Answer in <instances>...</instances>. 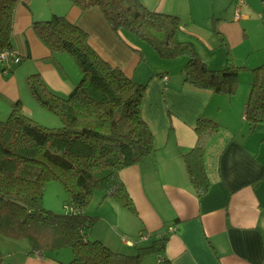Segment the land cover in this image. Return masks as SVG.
Here are the masks:
<instances>
[{"label": "crops", "instance_id": "0c3cea01", "mask_svg": "<svg viewBox=\"0 0 264 264\" xmlns=\"http://www.w3.org/2000/svg\"><path fill=\"white\" fill-rule=\"evenodd\" d=\"M141 1L179 16L183 21L179 39L193 42L210 68L226 64L214 24L225 37L232 59H239L236 54L241 49L244 59H257V66L264 63V53H259L264 47L262 0H245L239 16L233 0ZM193 2L203 5L194 8ZM54 14L66 15L85 30L91 46L110 64L137 82H147L142 115L158 148L154 162L133 165L120 173L136 212L96 192L85 210L98 216L88 237L117 252L136 254L145 241L129 245L125 238L136 240L143 232L150 236L164 233L167 242L150 264H159L158 255L165 259L160 264H264V123L251 128L246 121V87L228 97L186 85L182 64L171 66L138 41L133 45L140 51L131 47L111 28L99 7L82 10L70 0H21L15 11L12 43L22 61L8 74L0 64V118L8 116L16 100L22 101L24 111L33 118H52L29 91L27 77L32 73H39L52 90L63 95L80 80L74 58L66 52L53 56L33 29L35 20ZM141 47L151 59L144 53L146 60H141ZM199 117L223 125L207 145L210 186L200 197L191 187L182 157L196 143ZM171 226H175L173 231ZM30 251L31 247L10 252L7 264H62L73 256L70 251L63 259L59 252L55 257L39 258Z\"/></svg>", "mask_w": 264, "mask_h": 264}, {"label": "trees", "instance_id": "16d2710c", "mask_svg": "<svg viewBox=\"0 0 264 264\" xmlns=\"http://www.w3.org/2000/svg\"><path fill=\"white\" fill-rule=\"evenodd\" d=\"M20 1L0 0V53L13 48L15 11ZM70 1L82 10L99 7L111 28L137 51L134 41L161 59L184 58L183 81L190 87L232 97L241 71L248 68L233 63L216 24L213 32L227 60L221 69L210 68L193 42L179 39L181 21L176 14L149 8L141 0ZM261 14L264 24V0ZM33 29L53 56L70 54L81 77L67 95L52 90L39 73L27 77L33 98L60 117V126L39 124L24 111L20 100L12 101L8 116L0 118V234L28 239L30 252L43 257H55L61 249L70 248L73 256L62 264H144L147 253L164 248L166 234L152 235V241L144 246L139 236L134 240L141 242L136 254L117 252L88 237L98 216L85 210L99 192L103 199L111 198L136 212L120 173L133 165L154 162L158 151L142 115L147 82L135 81L106 61L91 46L88 33L66 15L35 20ZM141 51V60H146L142 47ZM249 69L252 79L245 119L254 128L264 123V64ZM222 128L219 121L199 117L196 143L182 155L191 187L199 197L210 186L205 165L207 145ZM52 181L63 185L65 207L70 205L77 211L56 213L44 207L46 185ZM0 264H4L1 251Z\"/></svg>", "mask_w": 264, "mask_h": 264}, {"label": "rangeland", "instance_id": "374dc122", "mask_svg": "<svg viewBox=\"0 0 264 264\" xmlns=\"http://www.w3.org/2000/svg\"><path fill=\"white\" fill-rule=\"evenodd\" d=\"M202 5H203V2H193L192 3V6L194 8L201 7ZM232 7H234L236 9V6L234 3H233ZM211 21H212V19H211ZM181 22L183 23V21H181ZM147 49H148V47H147ZM149 51L152 52L151 50H149ZM219 51H222V53H224L223 49H221ZM260 51L261 52H259V53L263 54L264 53V47ZM240 52H241V54L239 53V51H237L236 57L239 59H235V60L233 59V63L234 62H235L234 64L237 63L236 65H245L248 68L243 69L241 71V74L239 77L238 88L239 87H246L248 89V91L250 92V82L252 79V71L249 68H254L257 66V65H255L257 59L256 60L255 59H244L245 55H243L241 49H240ZM144 53L145 54L147 53V56L149 54L148 50L145 51ZM152 53H154V52H152ZM215 55H218V53H215ZM240 57H241V59H240ZM148 58L151 59L149 56H148ZM163 61H170V65L174 66V67L175 66L177 67L180 64L184 65V63H185L184 58H176V59H171V60L163 59ZM251 62H253V63H251ZM224 65L225 66L227 65V60H226V64H224ZM224 67H222V68H224ZM219 69H221V68L219 67ZM238 88H237V90H238ZM44 109H46V108H44ZM46 111L48 113H51L50 115L52 118L49 119V117L44 118V117H41L39 115H35L34 119L39 124L47 126V127H57V126H60L62 124V121H61L59 116L48 111L47 109H46ZM65 198H66V192L64 190L63 185L60 182L52 181V182L47 183L45 193H44V197H43V205L46 209H50L51 211L56 212V213L67 212L68 210L64 205L65 204L64 203ZM151 241L152 240L146 241L142 245L143 246L147 245ZM26 248H30V242L28 241V239H12V238H9V237H6V236L0 234V251L2 253L3 260H4V262H6V264H7V258L9 257L10 252H13L16 250H22V249H26ZM70 251H72L70 248L61 249L58 253L59 258L63 259L65 256H67L70 253ZM156 257H157V252L147 253L143 258V263L144 264H150L151 260H155ZM148 261H149V263H148Z\"/></svg>", "mask_w": 264, "mask_h": 264}, {"label": "built area", "instance_id": "2783aa9c", "mask_svg": "<svg viewBox=\"0 0 264 264\" xmlns=\"http://www.w3.org/2000/svg\"><path fill=\"white\" fill-rule=\"evenodd\" d=\"M236 6V16L240 15V8L241 6L245 3V0H233ZM22 61V57L19 54L18 51H16L14 48L11 49H5L0 53V64L3 65V71L5 74H8V72L11 71V69L19 64ZM164 80H167V76L164 77ZM67 210L71 211V212H75L77 211L73 206H66ZM175 229V226H171L169 227L170 231H173ZM162 236V235H161ZM151 238L150 235L144 233L142 235H140L138 241H146L149 240ZM124 241L126 243H128L129 245H134L136 243V241H134L133 239H129V238H125ZM37 257L41 258L42 255L41 254H36ZM164 258L162 255H158V262L159 263H163L164 262Z\"/></svg>", "mask_w": 264, "mask_h": 264}]
</instances>
